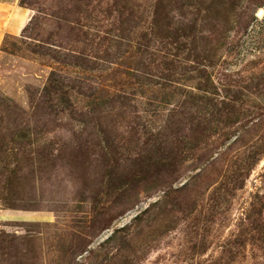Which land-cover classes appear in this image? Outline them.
Listing matches in <instances>:
<instances>
[{"label": "rangeland", "instance_id": "rangeland-1", "mask_svg": "<svg viewBox=\"0 0 264 264\" xmlns=\"http://www.w3.org/2000/svg\"><path fill=\"white\" fill-rule=\"evenodd\" d=\"M3 1L0 264H264V0Z\"/></svg>", "mask_w": 264, "mask_h": 264}, {"label": "crops", "instance_id": "crops-1", "mask_svg": "<svg viewBox=\"0 0 264 264\" xmlns=\"http://www.w3.org/2000/svg\"><path fill=\"white\" fill-rule=\"evenodd\" d=\"M31 10L15 1L0 0V44L5 36H18L26 27Z\"/></svg>", "mask_w": 264, "mask_h": 264}, {"label": "trees", "instance_id": "trees-1", "mask_svg": "<svg viewBox=\"0 0 264 264\" xmlns=\"http://www.w3.org/2000/svg\"><path fill=\"white\" fill-rule=\"evenodd\" d=\"M158 6V5H157ZM155 14H156V12H155ZM25 29V28H24ZM24 31V30H23Z\"/></svg>", "mask_w": 264, "mask_h": 264}]
</instances>
